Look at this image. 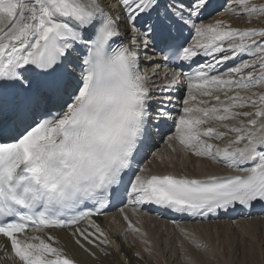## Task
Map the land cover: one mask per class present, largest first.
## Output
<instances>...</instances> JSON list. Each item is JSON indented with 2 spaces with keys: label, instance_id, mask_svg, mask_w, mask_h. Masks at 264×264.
<instances>
[{
  "label": "snow or ice",
  "instance_id": "6c2138e0",
  "mask_svg": "<svg viewBox=\"0 0 264 264\" xmlns=\"http://www.w3.org/2000/svg\"><path fill=\"white\" fill-rule=\"evenodd\" d=\"M213 14L252 24L264 3L0 0V264H78L53 229L112 255L96 217L117 199L193 221L264 208V26ZM169 122L172 153L230 173L153 171L143 161Z\"/></svg>",
  "mask_w": 264,
  "mask_h": 264
},
{
  "label": "bare ground",
  "instance_id": "6f19581e",
  "mask_svg": "<svg viewBox=\"0 0 264 264\" xmlns=\"http://www.w3.org/2000/svg\"><path fill=\"white\" fill-rule=\"evenodd\" d=\"M261 19H258V20L253 19L254 21L252 22H257ZM176 110L178 111L179 107H177ZM213 142L222 144V142H218V141H213ZM168 149L169 150H167L166 152L164 150V153L161 152V154L163 153L162 155L160 154L158 155L156 153L158 156L164 157L163 165H161L157 157H154V156H153L154 158L151 156L153 158L151 162L150 161L146 162L147 165L150 168H152L153 171H161V172L172 171L178 174L186 173L190 176H197V177H202L207 174L224 175V174L230 173V170L225 168L223 164H217L212 161L202 159V158H197L191 155L183 156V154L180 153L179 151L176 153H172L169 146H168ZM121 208L124 209L123 212L120 211ZM125 214H127L129 219L134 224H136L137 227L141 229L142 233H146V235L141 236L139 234H133L130 232V236L135 237V239L133 238V240H135V243L137 242V246H138L137 249L139 250L140 253L141 251L148 252L149 249L151 250V248L153 247L152 245H155V246L157 245L158 247L159 240L160 239L163 240V236H165V231L167 232L166 235L168 237L173 238V235L175 234H178V237H179V235L181 234L177 227V223H178L180 227H184L192 231L195 234V236L197 235L202 236V237L207 236L206 238H208L209 236L212 235L213 231L215 232V234L217 231H219L220 236H223L227 240L228 246L229 247L232 246V249L234 248L235 250V252L232 251V249H231L232 252L230 251V249L229 251L231 253L234 252V254H236L237 250L240 249V253L242 254V256H248V258L250 257L249 258L250 264H257V262L260 259L261 252L264 255V208H261L259 205L254 206L250 210V214L248 211L237 209L236 211L231 212L228 215H220L219 218H212V219H207L204 221H200V220L193 221L187 218L186 216L182 217L172 211L159 208L158 206H139L137 207L133 205H128L125 199L124 201H121L120 203H116L113 213L110 215H106L102 219L103 224L102 223L100 224L101 227L108 233L109 237L113 239L117 245H119V251H113L112 255L108 257H104L102 254L98 252L97 254L98 256H100L99 260L94 259L93 257L89 256L86 252H84L78 246H76L74 243V239L72 238V236L69 234L67 230L53 229L52 232L56 234L57 236H59L61 244H63L65 246L66 251L78 261V264H148L144 260H141L139 258L137 259L133 255L131 250H129V248L125 246V243L123 244L122 239H121L122 237L120 238L119 235L112 233L110 231L111 228L107 226V222L109 220L111 221V219H113L115 216H116L115 218L119 217V220H120V217L124 220ZM173 221H177V223H173ZM113 222H115V220H113ZM124 223H125V229H126L127 222L124 220ZM245 230L250 231V233L252 232L251 235L253 236V239L250 238L249 236H247L248 238L245 236L244 234ZM127 231H128V228H127ZM230 233L232 234L233 237L229 236L231 235ZM38 235H43V234H38ZM168 237L165 236L164 239L165 238L168 239ZM231 238H233V240ZM177 239H180V238H177ZM211 240H214V239H211ZM145 241H147V243H145ZM230 252L228 253L231 255ZM190 253L195 258V260L200 262L201 264H232L231 262L232 260H229L225 256L223 257V260H222L223 262L219 259L221 258L219 257L220 255L218 256L219 258L217 257V259H214V260L210 259L211 253H214L212 250L207 251V249L206 250L199 249L198 252L195 250L193 252L190 251ZM222 254H224V252ZM213 255L214 254H212V256ZM162 256H165V254L164 252L160 251L159 254H157L155 257H157V259L160 261L161 260L160 258ZM170 258L167 259L166 257L167 262L170 260Z\"/></svg>",
  "mask_w": 264,
  "mask_h": 264
},
{
  "label": "rangeland",
  "instance_id": "374dc122",
  "mask_svg": "<svg viewBox=\"0 0 264 264\" xmlns=\"http://www.w3.org/2000/svg\"><path fill=\"white\" fill-rule=\"evenodd\" d=\"M257 3H264V0H256ZM213 18L215 19H225L226 21L230 22L232 24V26L234 27H249V26H257V27H261V26H264V18H260L261 20L257 21V22H252V24H248V18L247 17H235V16H232L230 14H225L223 16H219V15H215L213 14V17H208L205 19V22L206 23H209V22H212ZM258 20V19H257ZM254 21V20H253ZM245 59H248V57L246 56ZM203 62V61H201ZM228 67V65H222L221 68H220V71L223 72L226 68ZM163 74V71L161 73V75ZM159 82V81H158ZM181 94H185L183 91L181 92ZM177 107H179V105H177ZM171 122L168 123V125H165L163 126L162 128V132L160 135H157L155 136V138L150 141V149L149 151L146 153V158L144 159V163L147 164L146 162H151L153 160L154 157H158V155H162L164 153V150L165 152L168 149V146H169V143H167V136H169L170 134H173V131L174 129L171 127ZM169 134V135H168ZM165 144V145H164ZM164 145V146H163ZM221 146H223V144H221ZM166 147V148H165ZM165 148V149H163ZM158 152H157V150ZM163 150V151H162ZM161 152H163L161 154ZM158 155H157V154ZM156 154V156H155ZM153 158H152V157ZM150 159V160H149ZM262 215V214H261ZM263 216V215H262ZM116 217V216H115ZM113 218L111 219V221L109 220L107 222V226H109L110 231L114 234H117L120 236V238L122 239V242L123 244L125 243V246L129 248V250H131V252L133 253V255L138 259H141V260H144L146 261L148 264H184V259H183V253L181 252V249H180V245L181 243H183L184 245V248L188 251V253L193 252V251H199L197 249H195L193 246H190V244L188 243V241L184 240V238L182 237V235H179L178 237V234H175L173 235V238L171 237H168L166 234L167 232L165 231V236L168 237L164 239L165 236H163V240H159V249L157 247V245H152L153 247L151 248V250L149 249V251H141V253L139 252V250L137 249L138 246H137V242L135 243V240H133V238L135 239L134 236H130V232L127 231V228L125 229V223H124V220L120 217V220H119V217L117 218ZM253 217V216H252ZM113 220H115V222H113ZM121 221V222H120ZM114 224H113V223ZM111 226V227H110ZM234 226V225H233ZM127 227V226H126ZM128 232V233H127ZM214 233V234H213ZM212 235L209 236L208 238H206L205 236L202 237V236H199L197 235V239L199 241H201V243H204L203 245H205V248L202 249V250H212L214 253H211V256H210V259L214 260V259H217V257H221L219 258L221 261L223 260V257L225 256L226 258H228L229 260H232V264H248L250 262V257L248 258V256H242V254L240 253V249L237 250L236 254H234L235 250L234 248L232 249V246L229 247L228 244H227V240L223 237V236H220V233L219 231L215 232L213 231ZM252 233V232H251ZM250 231H247L245 230V236H249L250 238L253 239V236L251 235ZM219 234V235H218ZM231 234V233H230ZM247 234V235H246ZM132 235V234H131ZM176 236V237H175ZM218 236V237H217ZM230 237H233L232 234L229 235ZM175 237V239H174ZM201 237V239H200ZM212 237V238H211ZM177 238H180V239H177ZM224 238V239H223ZM237 238V237H236ZM248 238V237H247ZM170 239V240H169ZM211 239H214V240H211ZM233 240V238H231ZM158 240V239H157ZM166 240V241H165ZM240 240V239H239ZM164 241V242H163ZM237 241V240H236ZM235 241V242H236ZM162 242V243H161ZM166 242V243H165ZM171 242V243H170ZM238 242V241H237ZM236 242V243H237ZM224 243V245H223ZM166 244V245H165ZM164 245V246H163ZM235 246V245H234ZM233 246V247H234ZM240 246V244H239ZM238 246V247H239ZM229 247V248H228ZM227 248V250H226ZM161 252H164L165 256H162L160 259V261L157 259V257H155L157 254H159V250ZM163 249V250H162ZM191 249V250H190ZM232 249V251H234L233 253H231L230 251ZM154 250V251H153ZM165 250V251H164ZM193 250V251H192ZM216 250V251H214ZM219 250V251H218ZM139 252L140 253V257H137L136 256V253ZM217 252V253H215ZM224 252V254H222ZM230 252L231 255L228 253ZM191 254V253H190ZM212 254H214L212 256ZM218 254V255H217ZM172 255V256H171ZM216 255V256H215ZM230 255V257H229ZM234 255V256H233ZM237 257H236V256ZM239 256V257H238ZM166 257L167 259H169L170 257V260L167 262L166 260ZM182 257V259H181ZM193 257V256H192ZM236 257V258H234ZM247 257V258H246ZM234 258V259H233ZM193 259H195L193 257ZM234 260V261H233ZM198 262V261H197ZM223 262V261H222ZM259 262V263H258ZM257 262V264H262V262H264V255L260 254V259L259 261ZM197 264H201L200 262H198ZM250 264V263H249Z\"/></svg>",
  "mask_w": 264,
  "mask_h": 264
}]
</instances>
